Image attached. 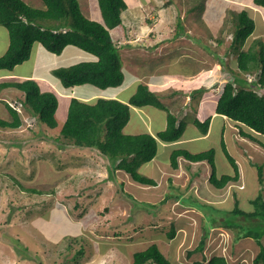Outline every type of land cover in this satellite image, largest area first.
<instances>
[{"label":"rangeland","instance_id":"374dc122","mask_svg":"<svg viewBox=\"0 0 264 264\" xmlns=\"http://www.w3.org/2000/svg\"><path fill=\"white\" fill-rule=\"evenodd\" d=\"M23 1L34 9H46L41 0ZM124 1L128 8L122 13L123 23L110 31L123 63V83L117 88H91L86 94L94 97L88 102L118 91L116 99L127 101L144 84L172 114L185 120L183 139L202 136L194 120H206L203 114L215 107L224 84L236 75L242 81L257 79L256 72L238 70L237 52L231 50V43L237 30L235 16L245 10L256 27L243 49L256 41L264 44V8L255 6L253 0ZM78 2L87 18L102 22L98 0ZM0 29L9 36L6 28ZM3 35L0 46L6 48L9 39ZM68 47L54 56L36 43L31 58L16 70L41 75L35 78L41 88L59 95V124L66 120L69 99L87 87L64 88L53 73V58L57 67L97 60L76 47L71 46L70 51ZM75 50L81 55L77 56ZM199 84L200 88H194ZM253 88L264 95V87ZM19 92L17 88H0V119L11 121L5 108L8 103L18 109L23 120L17 129L0 127V264H131L133 253L151 244H157L171 264H190L212 256H223L229 264H255L259 253L255 240L236 241V231L220 225L224 217L220 218L219 213L232 211L237 202L241 210L251 213L256 210V197H264L262 136L240 124L235 128L233 121L218 116L212 119L207 138L177 147L193 154L213 149L218 177L233 174L227 151L238 161L244 184L229 183L218 191L208 182L211 166L207 161L190 164L180 158L179 168L173 169L170 148L174 145L170 144L159 145L154 160L140 167L142 175L156 182V186H144L121 170L112 176L109 162L97 150L65 145L67 140L60 136V128L40 125L23 107ZM203 94H208L205 103L199 99ZM202 104L200 114L197 110ZM130 120L124 133L150 131L155 135L166 129L167 111L146 106L137 113L132 111ZM259 167L263 168V184L258 179ZM210 192L219 197H211ZM196 201L221 211H203ZM227 219L242 225L241 231L252 227L261 233L264 228L263 220H235L232 215ZM172 225L176 232L171 239L168 232ZM205 232L203 250L187 257ZM262 241L264 244V236ZM80 249L83 254L78 256Z\"/></svg>","mask_w":264,"mask_h":264},{"label":"trees","instance_id":"16d2710c","mask_svg":"<svg viewBox=\"0 0 264 264\" xmlns=\"http://www.w3.org/2000/svg\"><path fill=\"white\" fill-rule=\"evenodd\" d=\"M45 10L34 9L23 0H0V25L9 32V47L0 57V70L12 71L16 66L31 58L33 47L41 44L47 51L61 55L67 46H74L97 58L96 61L80 62L72 66L60 67L53 71L66 89L77 86L91 85L101 90L117 88L123 83V63L116 51L110 31L123 23L122 13L128 8L124 0H98L102 22L87 18L81 10L78 0H41ZM169 3V2H167ZM255 6L264 8V0H253ZM237 30L234 32L231 50L237 52V68L240 72L253 74L252 82L233 77L222 87L218 97L215 113L250 129L264 138V95H259L256 87H264V44L256 41L244 50L247 39L255 31V20L247 11L242 10L235 16ZM17 88L24 93L23 107L37 122L47 129H58L60 136L66 141L65 145L79 148L95 149L109 162V171L113 174L121 170L130 175L131 179L140 185L156 186V182L142 175L140 167L154 160L158 153L160 142L172 144L182 140L186 122L178 119L163 104L159 97L147 85L141 84L128 102L117 99L98 98L95 101L84 102L78 98H70L68 112L63 124H59L56 113L59 107V95L44 91L36 80L7 81L0 83V88ZM252 87V88H250ZM201 93L203 90H199ZM198 91V92H199ZM153 106L167 111V127L153 136L150 133L127 134L123 129L131 119V107L143 108ZM5 108L11 121L0 119L1 128L17 129L23 124L20 112L14 106L5 103ZM211 118L194 123L206 135ZM239 126V125H238ZM243 131L241 130L240 133ZM244 136H249L243 133ZM251 137V136H249ZM253 138V137H251ZM62 144L61 147H65ZM170 153V164L173 169L179 168V158L197 163L207 161L211 166L208 182L217 189H224L229 183L237 182L240 173L236 160L226 151L225 156L233 168V174H223L218 177L215 164L214 150L193 154L187 149L177 148ZM264 144H262L263 146ZM264 147V146H263ZM258 179L263 184V168H258ZM42 194L43 192L31 190ZM185 199V198H184ZM197 202V201H196ZM256 210L247 213L236 203L232 211L224 213L220 209L205 203H195L203 211L206 209L219 213L220 225L235 232V240L253 238L259 247V253L254 259L255 264H264V228L261 233L252 227L237 223H229L228 216L235 220L245 217L250 221H264V197L259 194L253 201ZM258 207V208H257ZM208 219V214L203 215ZM218 219V218H217ZM225 219V221H223ZM215 220V219H213ZM210 223V222H209ZM217 221L213 222L215 225ZM212 224V223H211ZM234 226V227H233ZM176 229L172 225L168 236L175 237ZM203 235L199 245L187 252L191 257L197 251H202L207 239ZM80 249L76 255H82ZM131 264H171L157 244H151L146 249L136 251L132 255ZM190 264H229L223 256H212L208 260H195Z\"/></svg>","mask_w":264,"mask_h":264},{"label":"crops","instance_id":"0c3cea01","mask_svg":"<svg viewBox=\"0 0 264 264\" xmlns=\"http://www.w3.org/2000/svg\"><path fill=\"white\" fill-rule=\"evenodd\" d=\"M1 26V25H0ZM1 27H3V26H1ZM1 30V29H0ZM0 35H3L2 34V32L0 31ZM3 36H6V38L7 39H9V36H7V35H3ZM0 41H1V38H0ZM41 45V44H40ZM38 46V45H37ZM42 46V45H41ZM8 47H9V44H8V46L6 47V48H4V47H1L0 46V57L1 56H3L6 52H7V50H8ZM43 47V46H42ZM74 47V46H73ZM37 48H39V47H37ZM44 48V47H43ZM45 49V48H44ZM68 49H69V51L71 50V46H69L68 47ZM46 50V49H45ZM49 52V51H48ZM49 53H51V52H49ZM63 53V52H62ZM74 53L77 55V56H80L81 54H79L78 53V51L77 50H75L74 51ZM37 55H39V54H37ZM54 56H56V54H53ZM53 58V57H52ZM36 64H37V62H35ZM52 63H54V65H55V67H54V70L55 69H57V68H60L59 66L57 67L56 66V63H58L57 62V60L55 59V58H53V60H52ZM21 65V64H20ZM20 65H18V66H16L12 71H8V70H0V72L1 71H6L7 73H0V83H3V82H7V81H13V82H15L14 80H20V79H22V81H25V80H30L31 78H34L33 80H35V78L36 79H39V77L41 76V75H39V74H24V73H16V70L18 69V67L20 66ZM43 64H41L40 66H42ZM38 68H39V66H37ZM67 67V66H66ZM30 77V78H29ZM4 79V80H3ZM2 80V81H1ZM169 82V81H168ZM166 84V83H165ZM203 84V86H205L204 85V83H202ZM160 86V85H159ZM195 86H196V84H195ZM78 87H87V89H81L82 91H80V95H78V96H74V98H78V99H80V100H82V101H84V102H88L89 101V99H92L94 96H90V95H87L86 93H90L93 89H91V88H93L94 86H91V85H88V86H86V85H83V86H77V88ZM201 87V84H199L197 87H194V88H200ZM94 88H96V87H94ZM71 89H74V88H71ZM70 89V90H71ZM97 89H99V88H97ZM84 90H85V92H84ZM101 90V89H100ZM151 90V89H150ZM152 91V90H151ZM153 92V91H152ZM20 94V99H22V96H23V92H19ZM204 93V92H203ZM119 94V91L118 92H116L115 94H113V95H111V96H108V97H106L107 99H116V96ZM94 95H98V94H94ZM208 96V94H203V95H201V97L199 98L202 102H206V101H208V98L207 99H205L206 97ZM95 100H97V99H95ZM95 100H93V101H95ZM128 100H129V98L127 99V101H122V102H128ZM121 101V100H120ZM203 105L204 104H202L200 107H199V109L197 110V112L198 113H202V110H203ZM215 107H216V104H215ZM215 107L211 110V116H210V113H207V114H203V117H202V119H207V118H210L211 117V120H210V126H209V130H208V133L206 134V135H204V134H202V136H199V137H197V136H194L193 138H189V139H183V137H182V140L181 141H179V142H176V143H172V144H179L178 146H180V145H182V144H184L183 142H188V141H192L193 139L194 140H198V139H200V138H207L208 137V135L210 134V127H211V124H212V119L214 118V117H218V116H220V115H218V114H216L215 113ZM141 108H135V107H131V112L132 111H135V113H137L138 112V110H140ZM146 112V111H145ZM144 112V113H145ZM145 115H146V113H145ZM205 115V116H204ZM221 118H223V119H225V120H227V118L226 117H224V116H220ZM148 118V117H147ZM148 120V127H147V130H149V128H150V120H149V118L147 119ZM131 121V120H130ZM202 122V121H201ZM130 123V122H129ZM235 125V128H238L237 126L238 125H236V124H234ZM225 127V126H224ZM158 132H160V131H158ZM157 132V133H158ZM149 133H151L150 131H149ZM157 133L155 134V135H153V136H156L157 135ZM198 135H200V134H198ZM161 143V146H164V145H170V144H165V143H162V142H160ZM174 147V146H173ZM166 148V147H165ZM171 149H174V148H170V150ZM172 151V150H171ZM171 151H170V153H171ZM182 159H184V158H182ZM185 160V159H184ZM187 161V160H186ZM178 162H179V165H180V158H179V160H178ZM238 162V161H237ZM197 163H200V162H197ZM190 164H193L192 162H190ZM188 167H189V165H188ZM239 172H240V177H239V179H238V181L237 182H231V183H243L244 184V182H243V176H242V173H241V167H239ZM195 176V175H194ZM243 184L242 185H240L238 188H242L243 187ZM225 189V188H224ZM218 191H221V190H223V189H217ZM211 194H209V195H211V197H214V198H218L219 196L218 195H216L215 193H212V192H210Z\"/></svg>","mask_w":264,"mask_h":264},{"label":"clouds","instance_id":"9594fccd","mask_svg":"<svg viewBox=\"0 0 264 264\" xmlns=\"http://www.w3.org/2000/svg\"><path fill=\"white\" fill-rule=\"evenodd\" d=\"M23 98H24V93H23V96H22V99H20L21 101L23 100ZM23 103V102H22ZM221 116V115H220ZM211 118V117H210Z\"/></svg>","mask_w":264,"mask_h":264}]
</instances>
